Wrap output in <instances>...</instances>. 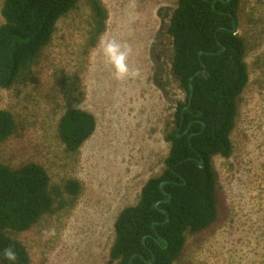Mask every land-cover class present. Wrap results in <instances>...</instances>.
Returning <instances> with one entry per match:
<instances>
[{
    "label": "rangeland",
    "instance_id": "obj_1",
    "mask_svg": "<svg viewBox=\"0 0 264 264\" xmlns=\"http://www.w3.org/2000/svg\"><path fill=\"white\" fill-rule=\"evenodd\" d=\"M101 1L107 29L94 45L88 44L92 11L81 0L16 86L0 87V108L16 120L15 132L0 143V161L13 167L39 162L51 175L53 211L27 231L9 232L26 245L31 264L107 263L117 215L138 202L148 178L163 171L170 148L165 125L185 99L171 74L167 32L179 0ZM239 19L251 78L238 99L232 154L212 160L218 218L202 232L187 233L174 264H264V0H240ZM101 38L131 48L127 63L137 75L114 77ZM70 106L97 118L78 154L68 152L59 135ZM70 178L82 184L77 196L65 190Z\"/></svg>",
    "mask_w": 264,
    "mask_h": 264
},
{
    "label": "trees",
    "instance_id": "obj_2",
    "mask_svg": "<svg viewBox=\"0 0 264 264\" xmlns=\"http://www.w3.org/2000/svg\"><path fill=\"white\" fill-rule=\"evenodd\" d=\"M80 1L4 0L0 87L16 86L52 41L61 18ZM85 1L93 19L88 44L94 45L107 29L108 11L101 0ZM213 1L179 0L173 11L167 29L173 47L171 74L185 99L178 101L172 121L165 125L164 138L170 148L163 171L148 178L138 202L117 215L106 264H174L185 248L187 233L202 232L218 218L212 160L232 154L238 99L251 76L245 37L233 32V20L240 25V0H215L214 8ZM204 67L205 75L195 76ZM28 78L38 82L34 74ZM191 83L194 91L188 105ZM96 128L94 113L70 106L60 119L59 135L67 151L78 154ZM15 129L13 112L0 108V143ZM50 186L51 175L41 163L28 161L13 167L0 161V264H31L26 245L9 232L27 231L53 211ZM65 190L77 196L82 184L70 178ZM8 248L14 251L15 261L4 257Z\"/></svg>",
    "mask_w": 264,
    "mask_h": 264
},
{
    "label": "clouds",
    "instance_id": "obj_3",
    "mask_svg": "<svg viewBox=\"0 0 264 264\" xmlns=\"http://www.w3.org/2000/svg\"><path fill=\"white\" fill-rule=\"evenodd\" d=\"M99 46L107 63L112 66L113 75L117 80L137 75V72L129 69L127 61L132 50L126 43L111 38H101ZM49 235H54V233L50 232ZM3 255L9 261H15V253L11 248L5 249Z\"/></svg>",
    "mask_w": 264,
    "mask_h": 264
},
{
    "label": "water",
    "instance_id": "obj_4",
    "mask_svg": "<svg viewBox=\"0 0 264 264\" xmlns=\"http://www.w3.org/2000/svg\"><path fill=\"white\" fill-rule=\"evenodd\" d=\"M230 1H231V0H227V2H230ZM214 6H215V0H214L213 3H212V7H213V8H214ZM233 21H234L233 32H234V33H238V32H239V27H238V25H237V22H236L235 19H234ZM224 49H225V48H224ZM206 70H207V68L204 67L202 70L198 71V72L195 74V76L200 75L201 73H203V74L205 75ZM190 88H191V89H190V94H189V103H188V105L191 104V102H192V97H193L194 86H193L192 83H191V85H190ZM187 132H188V128L184 131V134L187 133ZM204 165H205V163L202 162V161H200V166L203 167ZM161 184H162V183H161ZM158 203H159V201L156 202L155 204L157 205Z\"/></svg>",
    "mask_w": 264,
    "mask_h": 264
}]
</instances>
